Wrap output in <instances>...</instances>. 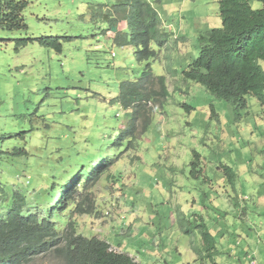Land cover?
<instances>
[{"label": "rangeland", "instance_id": "obj_1", "mask_svg": "<svg viewBox=\"0 0 264 264\" xmlns=\"http://www.w3.org/2000/svg\"><path fill=\"white\" fill-rule=\"evenodd\" d=\"M151 1L180 37L160 52L153 44L158 57L151 61H139L132 44L114 43L121 24L120 30L129 32L125 21L112 27L106 20L118 0H27L26 29H0V200L20 191L28 197L27 210L44 215L52 176L73 182L84 173L78 200L88 194L95 208L80 215L71 205L65 222L145 264L146 253L152 254V264H182L176 247L191 237L197 245L194 220L188 217L184 235L177 213L183 196H191L192 184L203 186L189 176L194 152L206 160L200 172L216 171L219 162L235 171L230 159L241 164L248 155L247 172H241L244 163L235 182L227 177L237 186L229 191L232 202H245L248 221L241 223L240 215L231 213L232 227L226 229L237 236L233 246L250 245L260 251L258 264H264V169L257 166L263 160L264 107L251 96L248 108L238 112L183 75L200 54L199 35L221 27L220 0ZM251 6L262 8L259 0H251ZM39 38H59L62 52L37 42L17 50L18 41ZM148 65L155 76H166L169 95L144 104L134 135H128L134 115L117 100L120 85L139 80ZM108 160L111 165L91 180ZM182 182L188 186L185 193ZM89 183L90 190L81 191ZM28 264L64 263L46 253Z\"/></svg>", "mask_w": 264, "mask_h": 264}, {"label": "trees", "instance_id": "obj_2", "mask_svg": "<svg viewBox=\"0 0 264 264\" xmlns=\"http://www.w3.org/2000/svg\"><path fill=\"white\" fill-rule=\"evenodd\" d=\"M259 1L261 9H254L251 0H220L221 27L199 35L200 54L183 72L186 80L203 86L238 112L248 108L247 97L251 96L264 107V0ZM27 7V0H0V29H26L24 11ZM105 17L112 27L122 21L127 23L129 32H117L114 43L120 47L135 46L139 61L157 59L158 52L152 45L155 44L160 52L174 39V33L163 27L160 13L151 0H118ZM34 42L59 53L63 49L59 38H39L18 41L17 50ZM147 68L139 80L120 85L117 100L134 115L128 135H134V122L144 104L166 99L169 95L166 76L157 77L149 65ZM157 84L159 90L155 89ZM185 108L191 110L190 106L185 105ZM149 121L148 116L143 131ZM194 153L196 160L190 165L191 176L201 173L200 155ZM111 163L108 160L94 170L91 180H97ZM224 172L235 182L233 178L237 176L232 168L225 167ZM83 174L73 182L52 176L53 181L49 189L46 188V201L41 207L44 215L27 210L30 208L28 197L20 191L12 190L11 196L6 194L4 201L0 200V264H28L34 257L46 253H54L64 264H141L128 253L115 252L105 240L77 233L73 224L65 222V213L71 205L80 215L90 214L95 208L88 194L78 200ZM91 183L81 191L90 190ZM196 229L202 236L206 256L215 257L219 252L218 242L207 224L199 223Z\"/></svg>", "mask_w": 264, "mask_h": 264}, {"label": "crops", "instance_id": "obj_3", "mask_svg": "<svg viewBox=\"0 0 264 264\" xmlns=\"http://www.w3.org/2000/svg\"><path fill=\"white\" fill-rule=\"evenodd\" d=\"M161 16V14H160ZM162 19V17H161ZM163 22V20H162ZM122 26V24L120 25ZM120 26L116 29L115 32H125L126 27L120 30ZM163 27L168 31L174 33V29L172 26H167L163 22ZM174 39L180 38L176 33H174ZM221 122V121H220ZM227 137V136H224ZM260 152L263 155V160H261V164L257 165L261 169H264V146L261 147ZM202 160V158H201ZM246 162L241 164L236 163L232 159L230 162L236 171V176L239 174V168L245 163L244 167L246 168L241 172H247L249 169V165L251 161L248 160V155L244 157ZM202 163H206V160L200 161ZM216 162V161H215ZM218 163V162H216ZM236 163V164H235ZM202 165V164H201ZM216 167V171L210 169V171L202 170L199 176H191V172H189L190 178L197 182L200 185H203L201 188L196 189V184H192L194 186L190 192V197L183 196V201L181 202V207L178 208V216L181 217V233L184 235H188L187 229L185 228L186 224L189 223L188 217L191 216L192 220H194L195 229V238L197 245L193 242L190 238V241L186 244L184 243V247L178 245L176 247L177 253L179 256H182L184 263L182 264H253L252 263V256L255 258V264H258L256 257L259 255L260 251H252L250 245H241L240 247L232 245L234 239L237 238L234 234H232L230 228L226 229L227 227H232L231 220H234L235 215H240L238 218L241 223H244L247 219V215L245 213L247 207L245 206V202L243 200H235L232 202V195H230L229 191H237V186H233L229 181L227 176L225 175L224 168L229 167L228 165H224V163L219 162ZM248 165V169H247ZM230 168V167H229ZM211 171H215L214 177L211 175ZM218 172V173H216ZM189 176L186 178L188 179ZM236 181V180H235ZM237 185L236 183H234ZM229 186V187H228ZM219 187V189H218ZM188 186L181 183V193H185ZM231 188V189H230ZM242 196H240L241 198ZM244 199H247L244 197ZM180 204V203H179ZM179 206V205H178ZM186 211L188 213H186ZM231 213L234 215H231ZM224 220V221H223ZM248 219L246 220V222ZM236 222V221H235ZM186 223V224H185ZM199 223H206L208 228L210 229L211 233L218 242V254L215 257L206 256L204 243L202 240V236L200 231L196 229L197 224ZM227 223V225H224ZM189 231V230H188ZM231 232V233H230ZM228 239V240H227ZM237 240V239H236ZM163 245V242L162 244ZM161 245L158 246L159 252L162 251ZM184 250V251H183ZM183 252V253H182ZM245 254L244 258L242 259V255ZM130 255V254H129ZM149 258L146 259L147 264H152L154 262L153 256L151 253H146ZM132 256V255H130ZM183 256H186L185 259ZM133 257V256H132ZM140 259V258H139ZM136 260L141 264H145L140 260ZM246 263H243L244 261ZM229 261V262H228ZM165 264H170L166 262ZM180 264V263H178Z\"/></svg>", "mask_w": 264, "mask_h": 264}, {"label": "built area", "instance_id": "obj_4", "mask_svg": "<svg viewBox=\"0 0 264 264\" xmlns=\"http://www.w3.org/2000/svg\"><path fill=\"white\" fill-rule=\"evenodd\" d=\"M252 258V263L255 264L256 260L255 258H253L252 256H250Z\"/></svg>", "mask_w": 264, "mask_h": 264}]
</instances>
